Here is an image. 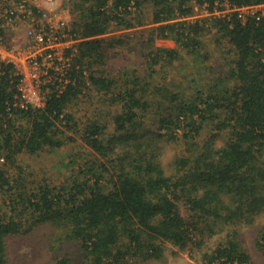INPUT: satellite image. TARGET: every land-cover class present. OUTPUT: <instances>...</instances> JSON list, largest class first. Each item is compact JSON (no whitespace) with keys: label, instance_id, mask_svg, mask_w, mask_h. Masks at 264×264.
I'll use <instances>...</instances> for the list:
<instances>
[{"label":"trees","instance_id":"16d2710c","mask_svg":"<svg viewBox=\"0 0 264 264\" xmlns=\"http://www.w3.org/2000/svg\"><path fill=\"white\" fill-rule=\"evenodd\" d=\"M69 2L83 38L76 84L43 107L21 109L13 106L11 67L0 74V264H10L11 237L45 223L79 244L84 264L159 261L166 243L186 249L216 235L222 240L203 264H250L239 228L264 211V16L214 10L264 0ZM197 10L207 14L191 19ZM207 32L226 51L222 61L205 50ZM159 39L177 47H157ZM136 45L142 69L112 74L109 61ZM183 58L184 74L174 72ZM88 91L102 97L106 112L80 124L74 106ZM73 136L93 157L78 164L73 152L66 163L76 165L60 184L29 181L19 156L56 151ZM178 141L190 152L164 160ZM256 245L264 254V227Z\"/></svg>","mask_w":264,"mask_h":264},{"label":"rangeland","instance_id":"374dc122","mask_svg":"<svg viewBox=\"0 0 264 264\" xmlns=\"http://www.w3.org/2000/svg\"><path fill=\"white\" fill-rule=\"evenodd\" d=\"M69 1L70 0H54L49 4V7L53 8L55 11L62 10V19L68 22L70 28L74 29L73 23L78 20V17L77 12H73V6ZM195 15L196 16H193L191 19L196 20L197 16L203 15V12L197 10ZM149 24L151 23L148 19L145 25L136 27L134 30L135 32H138L137 34H140V31L144 27H150ZM23 30L24 29L14 31L12 29L11 33L9 32L10 34L7 33V36L10 37L8 46L20 47L24 43L26 45V41L23 38L24 36H22L23 34L20 32ZM114 31L115 33L124 32L122 29H114ZM16 35H20L21 38H15ZM203 42L205 43L206 51H213L211 60L214 62L215 60H223L222 57L225 56L226 51L217 45L213 33H205L203 36ZM156 46L164 48L177 47L176 43L169 39L157 40ZM134 48L137 49L135 50ZM111 54H113V52ZM140 55L141 53L137 45L132 49H130V47L120 48L119 55L109 61V67L107 68L112 74H118L120 71H125L126 68L131 70L134 68L142 69L143 58ZM185 58L178 60L175 63L173 68L174 72H183L184 74L185 70L183 67H186L188 64L184 61ZM189 77L190 76H188V78ZM101 100L102 97L96 95L94 91H88L87 95L81 96L77 101V104L74 106V111L80 124H85L98 113L106 112V108L103 107L104 103H102ZM208 132L210 131L206 129L203 135L197 139L200 145L209 136ZM73 138L74 139L70 140L66 146L56 151L44 150L37 155L21 154L18 158V164L26 172L28 180L31 182L41 181L42 183H46L47 180H50L52 183L60 184L71 174V169L76 165V163H73L71 168H68V164L66 163L70 161L69 159L72 156H74L72 155L74 154L73 152L79 154H75V157L79 160L78 164L83 163V157L86 159L92 158V153L81 142L80 138L77 136H73ZM225 138L226 133H220L217 137V144H223ZM188 147L190 148V146L182 141H178V143L170 142L166 148L164 160L171 158L176 153L186 155L190 152ZM263 227L264 211L259 215L253 225L240 226L239 228V240L250 255V264H264V254L256 245L259 230ZM219 240H222V235L208 238L205 237L204 243L201 245H190L186 249L178 248L173 244L166 243L165 255L162 260L147 262L137 261L133 264H203L204 252L206 251L210 253L211 248ZM79 248V244L68 240L62 230L58 229L53 224L45 223L39 225L37 229L32 228L25 233L11 237L8 240V258L10 264H54L61 259H67L69 261L67 264H84V258L79 253Z\"/></svg>","mask_w":264,"mask_h":264},{"label":"built area","instance_id":"2783aa9c","mask_svg":"<svg viewBox=\"0 0 264 264\" xmlns=\"http://www.w3.org/2000/svg\"><path fill=\"white\" fill-rule=\"evenodd\" d=\"M53 1L0 0V74L4 73L3 65L13 71L17 89L15 108L43 107L50 94L61 95L77 82L72 72L81 67L75 59L83 38L62 19V10L49 7ZM222 6L224 9H215L214 14L236 12L242 19L264 16V3L237 7L225 2ZM12 29H24L20 32L26 45L8 46L7 33Z\"/></svg>","mask_w":264,"mask_h":264}]
</instances>
